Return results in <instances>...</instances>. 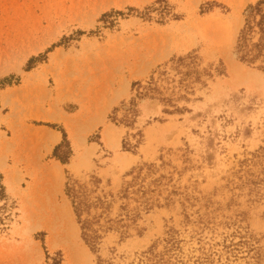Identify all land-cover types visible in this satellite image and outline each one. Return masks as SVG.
Instances as JSON below:
<instances>
[{
    "label": "rangeland",
    "instance_id": "obj_1",
    "mask_svg": "<svg viewBox=\"0 0 264 264\" xmlns=\"http://www.w3.org/2000/svg\"><path fill=\"white\" fill-rule=\"evenodd\" d=\"M154 1L0 0V82L12 83L0 89V173L16 202L0 229V264H96L64 194L67 178H97L95 194L107 196L148 164L154 205L125 238L106 232L97 255L125 264L172 236L185 264H264V73L260 58L247 65L234 53L244 10L258 0H167L163 19L129 10L158 7ZM110 11L124 14L113 26L99 20ZM189 52L201 68H225L192 94L170 69ZM163 70L174 80L162 82L163 96L186 110L136 99V115L122 124L132 82ZM179 94L188 100H174ZM60 128L72 151L67 164L52 155ZM106 128L118 146L105 141ZM46 132L60 136L50 148Z\"/></svg>",
    "mask_w": 264,
    "mask_h": 264
},
{
    "label": "trees",
    "instance_id": "obj_2",
    "mask_svg": "<svg viewBox=\"0 0 264 264\" xmlns=\"http://www.w3.org/2000/svg\"><path fill=\"white\" fill-rule=\"evenodd\" d=\"M158 7L147 6L142 12L135 9H129L136 12L140 17L149 18L150 12L158 11L160 19L170 13V5L167 0H156L153 3ZM264 0H258L254 4H250L244 10V24L238 32L234 46V53L239 62L247 65L254 64L259 58L261 65L257 68L264 73ZM120 11L105 12L100 19L104 24L113 26L117 16H123ZM256 40H253L254 36ZM57 46L54 44L53 47ZM49 51V50H48ZM47 52V51H46ZM40 58V57H39ZM37 59V58H34ZM32 59L29 60L31 62ZM170 69L174 71L179 78L176 81L180 89L187 92L193 91L194 85L205 86L206 80L212 78L213 75L220 76L224 74L225 68L222 62L211 68L200 67V58L194 53L189 52L185 55L174 57L170 60ZM29 70V67L25 69ZM166 70L158 73L156 78L150 76L147 81H135L131 84V89L135 92L127 107L125 108V118L120 121L124 125H129L127 116L136 115V99H157L162 103H168L172 107L171 110L164 109V112L174 113L186 110L184 107L179 108L172 103L173 99L163 96L162 82H174L166 76ZM12 83L7 80L0 82V89L10 86ZM174 88V86H172ZM167 88H165L166 90ZM188 100L185 95L179 94L174 100ZM115 110V109H114ZM115 120V118H112ZM52 128L56 126L49 123H38ZM62 135V141L53 149V157L60 161L61 164H67L72 155L71 148L63 129H59ZM153 165L148 164L133 170L130 181L126 182L116 194L105 196L96 195L97 184L99 180L93 178L90 185L80 182L76 179L67 178L64 184V194L69 199L75 220L79 226L80 238L89 250L96 254V264H114L111 259H102L97 252L103 235L109 231H116L121 238L128 235V229L134 226L141 211H148L154 205L147 196L149 187L155 180L145 183V178L152 173ZM132 173V172H131ZM117 201L118 212L111 217L112 206ZM133 203V205H131ZM16 208V202L12 200L7 193L6 186L3 181V175L0 173V229L5 228L6 221L10 220L12 210ZM164 245L161 250H157V245L153 243L147 249L135 254V256L125 264H185V262L177 256L175 251V239L172 236L164 239Z\"/></svg>",
    "mask_w": 264,
    "mask_h": 264
},
{
    "label": "bare ground",
    "instance_id": "obj_3",
    "mask_svg": "<svg viewBox=\"0 0 264 264\" xmlns=\"http://www.w3.org/2000/svg\"><path fill=\"white\" fill-rule=\"evenodd\" d=\"M230 69H233V68H230ZM3 100H4V102H7L6 100H8V98L6 97V96H4L3 97ZM73 131V130H72ZM114 131V129H112V128H106L104 131H103V138L105 139V141L106 142H111L112 140H113V142H114V146H118V142H119V139H118V135H115V131ZM146 131H148V130H146ZM149 132H151V131H149ZM146 134H147V132H146ZM44 135V134H43ZM41 137H42V135H40ZM150 136V135H149ZM40 137V138H41ZM42 139H44L45 140V145L47 146V148H50V147H52V145L57 141V136L56 135H54V134H47V132H46V135H45V137H42ZM41 139V141L43 142V140ZM76 141H77V143H78V139L76 138ZM40 142V141H39ZM2 146H3V144H1ZM0 145V149H1V146ZM43 145V144H42ZM43 147V146H42ZM4 148V147H3ZM46 147H44L43 149H45ZM47 150V149H46ZM4 151V150H3ZM60 178V172H59V167L57 166V165H55V167H54V169H52V180H53V183L54 184H56V183H58V179ZM50 180V179H49ZM50 184V183H49ZM66 212H67V214L69 215V217H71L72 216V212H71V208H70V206L69 205H66ZM56 215V214H55ZM1 262H2V260H1ZM4 263H6V262H4ZM8 264V263H7Z\"/></svg>",
    "mask_w": 264,
    "mask_h": 264
},
{
    "label": "crops",
    "instance_id": "obj_4",
    "mask_svg": "<svg viewBox=\"0 0 264 264\" xmlns=\"http://www.w3.org/2000/svg\"><path fill=\"white\" fill-rule=\"evenodd\" d=\"M57 136V142L60 140V136L58 134H54Z\"/></svg>",
    "mask_w": 264,
    "mask_h": 264
}]
</instances>
